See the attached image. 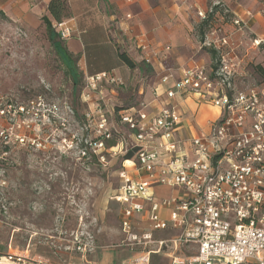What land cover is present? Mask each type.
<instances>
[{"label":"rangeland","instance_id":"1","mask_svg":"<svg viewBox=\"0 0 264 264\" xmlns=\"http://www.w3.org/2000/svg\"><path fill=\"white\" fill-rule=\"evenodd\" d=\"M229 15L213 27L233 23ZM201 22L195 23L199 38L207 31ZM224 26L221 35L231 37ZM255 38L264 36L245 31L241 88L264 85V49L252 48ZM67 70L43 22L28 28L0 17V262L143 263L146 253L125 246L122 206L113 198L120 185L119 147L109 146L103 162L94 142L101 117L111 125L118 109L138 105L144 100L140 88L146 91L157 78L144 64L142 71L120 78L106 73L100 80L79 68L75 84ZM151 264L167 260L153 258Z\"/></svg>","mask_w":264,"mask_h":264},{"label":"built area","instance_id":"2","mask_svg":"<svg viewBox=\"0 0 264 264\" xmlns=\"http://www.w3.org/2000/svg\"><path fill=\"white\" fill-rule=\"evenodd\" d=\"M219 4L231 12L224 3L214 5ZM206 13L200 11L199 16L205 18ZM234 23L242 26L238 18ZM222 31L221 26L213 28L203 41L219 51L218 69L197 66L179 80L172 69L161 75L162 82L175 80V87L166 91L169 99L188 90L220 108L221 115L211 122L209 132L190 140L176 138L181 117L175 104L149 111L145 100L123 111V133L115 121L108 126L103 117L97 125L98 134L107 139L115 132L121 134L122 155L137 153L136 160L123 162L113 195L122 206L125 246L147 255L136 264H151V256L162 253L170 264H264V85H237L244 73L228 59L225 49H233L234 43ZM61 34L65 37L66 29ZM252 45L264 49V39L255 38ZM138 46L144 61L153 65L156 53H150L142 39ZM105 75L91 78L100 80ZM153 94L158 100L157 89ZM94 146L99 155L105 142L95 141ZM100 160L104 162L105 155ZM158 186L176 192L161 197L154 190ZM159 231L169 236L157 237Z\"/></svg>","mask_w":264,"mask_h":264},{"label":"crops","instance_id":"3","mask_svg":"<svg viewBox=\"0 0 264 264\" xmlns=\"http://www.w3.org/2000/svg\"><path fill=\"white\" fill-rule=\"evenodd\" d=\"M72 15L61 23L53 22L60 41L65 49L78 59L80 71L87 77L102 73H112L116 77L131 75L132 71H142L146 65L156 77L154 84H149L140 94L149 102L148 110L173 102L181 117L175 136L190 140L202 132H209L211 122L219 119L221 110L209 98L188 90L178 92L171 100L166 91L175 87V80L161 81V75L172 69L179 80L187 69L208 65L210 54L202 45L203 41L195 32V23L201 18L199 12H208L216 2L229 5L235 19L242 20V26L234 23L220 25L230 31V39L240 38L234 48H226L229 60L237 63L240 69L244 62L241 47L245 31L253 29L264 36V6L260 0H68ZM50 0H0V9L7 18L22 22L28 28L42 22L48 14ZM249 3V4H247ZM261 4L258 8L257 5ZM247 5V6H246ZM263 6V7H262ZM256 9V13L253 11ZM223 19V16L220 17ZM253 22V25L252 23ZM66 29V36L62 31ZM225 31V32H226ZM227 35V34H225ZM142 39L150 53L155 52L153 65L144 59V51L138 46ZM252 48L258 49L256 47ZM127 52L134 60L136 67L129 68L120 59L119 53ZM244 73V72H243ZM157 89L159 99H154ZM190 155L193 156L191 150ZM128 168L136 175L134 165ZM155 193L168 197L176 189L158 186Z\"/></svg>","mask_w":264,"mask_h":264},{"label":"trees","instance_id":"4","mask_svg":"<svg viewBox=\"0 0 264 264\" xmlns=\"http://www.w3.org/2000/svg\"><path fill=\"white\" fill-rule=\"evenodd\" d=\"M71 15H72V10H71V7H70L68 0H50V2L48 4V14L44 15L41 18V20L45 24L46 32H47V35H48V38H49L51 44L54 46V48H55L56 52L58 53L59 57L61 58V60L67 66V69H68L67 71L71 75V77L73 78L75 84H77L79 75H81V73L79 72L78 64H77L78 60L76 57H74L72 54H70L65 49V47L63 46V44L60 41L59 34L53 25V22L61 23L65 19L69 18ZM221 16L228 18L230 15H229V12H227V13L225 12L224 6L219 4V5H214L212 7V11H208L206 13L205 18H202L201 27H207L206 32H204V30H201V40L202 41L205 40L209 30L214 28L213 26L215 25V23L220 21ZM0 17L7 19V16L2 9H0ZM206 50L209 52V54L211 56V59L208 63V67L213 69V70L218 69V67L221 63V56H220L219 51L216 50L214 47H209V48L207 47ZM119 56H120V59L122 60V62L125 65H127L129 68L134 69L136 67L134 60L131 58V56L127 52L121 51L119 53ZM259 69H261L264 72V70L261 67ZM125 109L126 108L118 109L116 119H115V123L117 124V127L119 128V130L122 133L126 129L125 124H123L121 122L122 113ZM120 139H121V134L115 132L110 139H107L105 137V135H103V134H99L97 136V138L95 139V141L96 142H100V141L105 142V149L101 153V154L105 155V153H111L112 152V150L110 149L109 146H111V145L113 146L115 144L118 147L120 146ZM82 148L87 149V146L82 144ZM101 154L95 155V157L99 160ZM116 155H118V157H120V159H121V166L125 160H136L137 159V153L136 152H128V153L122 155V153L120 152V149H119V154L116 153ZM117 189H118V187H117ZM153 258L158 259V260L161 258L166 259L167 264H170L169 257L167 255H165L164 253L152 255L151 259H150L151 263L153 261Z\"/></svg>","mask_w":264,"mask_h":264},{"label":"bare ground","instance_id":"5","mask_svg":"<svg viewBox=\"0 0 264 264\" xmlns=\"http://www.w3.org/2000/svg\"><path fill=\"white\" fill-rule=\"evenodd\" d=\"M0 263H6V262H0ZM8 264H11V263H8Z\"/></svg>","mask_w":264,"mask_h":264},{"label":"water","instance_id":"6","mask_svg":"<svg viewBox=\"0 0 264 264\" xmlns=\"http://www.w3.org/2000/svg\"><path fill=\"white\" fill-rule=\"evenodd\" d=\"M0 264H8V263H0Z\"/></svg>","mask_w":264,"mask_h":264}]
</instances>
